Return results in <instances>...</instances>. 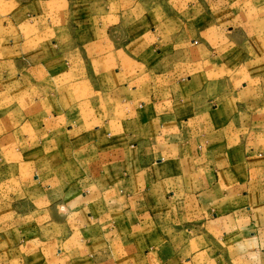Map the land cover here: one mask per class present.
<instances>
[{
    "label": "crops",
    "instance_id": "obj_1",
    "mask_svg": "<svg viewBox=\"0 0 264 264\" xmlns=\"http://www.w3.org/2000/svg\"><path fill=\"white\" fill-rule=\"evenodd\" d=\"M0 11V264H264V0Z\"/></svg>",
    "mask_w": 264,
    "mask_h": 264
},
{
    "label": "rangeland",
    "instance_id": "obj_2",
    "mask_svg": "<svg viewBox=\"0 0 264 264\" xmlns=\"http://www.w3.org/2000/svg\"><path fill=\"white\" fill-rule=\"evenodd\" d=\"M16 2L17 1H22V0H15ZM13 5V1H10V0H0V11H6L9 9V6H12ZM2 12V13H4Z\"/></svg>",
    "mask_w": 264,
    "mask_h": 264
}]
</instances>
